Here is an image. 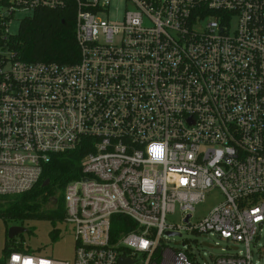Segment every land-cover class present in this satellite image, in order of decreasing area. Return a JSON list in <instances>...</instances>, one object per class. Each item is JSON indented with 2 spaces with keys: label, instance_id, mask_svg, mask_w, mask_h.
Wrapping results in <instances>:
<instances>
[{
  "label": "built area",
  "instance_id": "1",
  "mask_svg": "<svg viewBox=\"0 0 264 264\" xmlns=\"http://www.w3.org/2000/svg\"><path fill=\"white\" fill-rule=\"evenodd\" d=\"M119 1L0 0V197L30 191L54 154L91 149L64 188L73 260L0 264H264V0ZM69 7L77 62L7 48L18 14ZM214 189L223 201L194 220ZM183 231L241 248L201 261L170 247Z\"/></svg>",
  "mask_w": 264,
  "mask_h": 264
},
{
  "label": "trees",
  "instance_id": "2",
  "mask_svg": "<svg viewBox=\"0 0 264 264\" xmlns=\"http://www.w3.org/2000/svg\"><path fill=\"white\" fill-rule=\"evenodd\" d=\"M5 44L9 50L16 53L17 58L28 62L75 63L79 60L75 9L69 7L37 10L22 20L18 32ZM90 150V140L87 139L76 150L54 154L44 167L40 180L30 191L14 196H2L15 200L14 203L0 208V217L6 223L22 226L24 221L29 219L64 222L66 209L62 194L59 195V192L64 190L69 181L82 176L81 161ZM47 180L49 182L45 184ZM48 201L54 204L53 209L43 211L42 207ZM114 229H118L116 225ZM8 230L7 227L4 257L0 262H4L12 251L31 254L21 246H14V238H9ZM58 234V229L51 230L50 236L53 241L57 239Z\"/></svg>",
  "mask_w": 264,
  "mask_h": 264
},
{
  "label": "rangeland",
  "instance_id": "3",
  "mask_svg": "<svg viewBox=\"0 0 264 264\" xmlns=\"http://www.w3.org/2000/svg\"><path fill=\"white\" fill-rule=\"evenodd\" d=\"M114 6L121 7L120 1L115 0ZM28 15L27 12L18 14L10 25V31L17 33L19 30L20 19ZM62 194L63 203L66 209L65 191L59 192ZM224 197L220 190L214 189L211 191L205 202L195 206L194 220L205 216L215 205L223 201ZM15 198L12 197H0V208L5 207L11 203H14ZM62 202L60 203V205ZM54 204L47 202L43 211L53 209ZM169 219L174 222H179V216H169ZM13 223H6L3 218L0 217V259L4 257L3 248L6 240V231L13 226ZM22 226L21 224H17ZM23 226L28 230L18 234L13 239L14 246H21L23 250H28L31 254L37 256L49 257L56 260L72 261L75 254V241L73 227L67 222H55L53 223L48 219H29L24 221ZM58 229V236L55 241L50 236L52 229ZM187 242L196 248L201 249L200 257L201 261L210 262L211 257H215L220 254L234 253L239 248L240 244L232 243L224 239L219 238L213 233H192L189 231H183L182 235L173 236L168 239L170 247L174 249H184L183 243ZM258 246L264 251V236L259 240Z\"/></svg>",
  "mask_w": 264,
  "mask_h": 264
},
{
  "label": "water",
  "instance_id": "4",
  "mask_svg": "<svg viewBox=\"0 0 264 264\" xmlns=\"http://www.w3.org/2000/svg\"><path fill=\"white\" fill-rule=\"evenodd\" d=\"M48 182H49V180H47L45 184H47ZM55 203H56V200L54 201V204ZM27 230L28 229L26 227H24V226L13 225L8 230V236H9V238H14L16 235L21 234V233H23V232H25ZM170 234H174V233H170ZM120 262L123 263V264H128L131 261H129V260L125 259V258H121Z\"/></svg>",
  "mask_w": 264,
  "mask_h": 264
},
{
  "label": "clouds",
  "instance_id": "5",
  "mask_svg": "<svg viewBox=\"0 0 264 264\" xmlns=\"http://www.w3.org/2000/svg\"><path fill=\"white\" fill-rule=\"evenodd\" d=\"M161 147H163V146H161ZM159 150H160V149H159ZM144 243H146V242H144ZM16 258H19V259H20L19 254L13 253V255H12V260L10 261V264H14V262H16V261L19 260V259H16ZM29 262H30V264H31V260H30V259L27 260V261L25 262V264H29Z\"/></svg>",
  "mask_w": 264,
  "mask_h": 264
},
{
  "label": "snow or ice",
  "instance_id": "6",
  "mask_svg": "<svg viewBox=\"0 0 264 264\" xmlns=\"http://www.w3.org/2000/svg\"><path fill=\"white\" fill-rule=\"evenodd\" d=\"M152 151L154 152V154H155L157 157H159L160 154H161L159 148L156 147V146L153 147ZM16 259H19V258H16ZM29 264H30V262H29Z\"/></svg>",
  "mask_w": 264,
  "mask_h": 264
}]
</instances>
